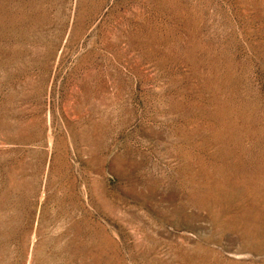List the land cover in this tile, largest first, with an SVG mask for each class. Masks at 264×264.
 <instances>
[{"label":"rangeland","instance_id":"374dc122","mask_svg":"<svg viewBox=\"0 0 264 264\" xmlns=\"http://www.w3.org/2000/svg\"><path fill=\"white\" fill-rule=\"evenodd\" d=\"M0 264H264V0H0Z\"/></svg>","mask_w":264,"mask_h":264}]
</instances>
